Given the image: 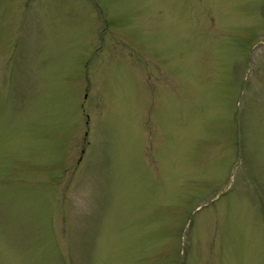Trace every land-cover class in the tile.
<instances>
[{"label": "rangeland", "instance_id": "obj_1", "mask_svg": "<svg viewBox=\"0 0 264 264\" xmlns=\"http://www.w3.org/2000/svg\"><path fill=\"white\" fill-rule=\"evenodd\" d=\"M0 264H264V0H0Z\"/></svg>", "mask_w": 264, "mask_h": 264}]
</instances>
